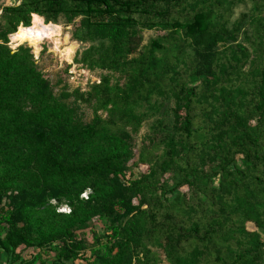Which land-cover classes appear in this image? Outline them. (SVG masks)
<instances>
[{"label": "trees", "instance_id": "trees-1", "mask_svg": "<svg viewBox=\"0 0 264 264\" xmlns=\"http://www.w3.org/2000/svg\"><path fill=\"white\" fill-rule=\"evenodd\" d=\"M238 2L21 0L2 8L4 264H264V0H251L230 25ZM33 13L63 19L72 40L92 44L73 62L99 71V82L71 91L89 120L53 91L66 87L68 65L53 83L29 47L5 44ZM152 30L158 35L143 45L142 32ZM105 218L88 243L82 229Z\"/></svg>", "mask_w": 264, "mask_h": 264}, {"label": "rangeland", "instance_id": "rangeland-1", "mask_svg": "<svg viewBox=\"0 0 264 264\" xmlns=\"http://www.w3.org/2000/svg\"><path fill=\"white\" fill-rule=\"evenodd\" d=\"M21 1V0H20ZM20 3V2H19ZM16 4V0H0V12L3 7H10ZM251 7V0H244V2H238L235 7H233L230 17H229V22L230 25L235 24L237 21H239V18L243 14H248L249 9ZM264 15V14H263ZM64 20L61 19L59 22L60 28H61V36L59 38H63L64 36L67 37V41L69 43H74L75 44V50L73 53V56L71 58V61H65L59 57V54L57 51H53L51 42L48 40H45L40 44V50L37 55H35L32 50L31 53L33 54V58L37 61L39 67L42 69L43 73L49 77L53 83H55V76L56 73H62L63 69L65 68L66 65L69 66L67 74L65 75L66 77V87H62L63 84L57 86L53 89L55 96L62 97L60 100L65 104L66 108H73L75 109V117L83 120H89L91 118V112L90 110L86 109V112L81 106H78L74 103V99L72 97L71 91L75 88H80L81 91H87L89 89V86L92 83H98V74L99 71H89L87 70L84 66L81 64H75L74 58L76 56L77 52H81L88 47H90L92 44L91 43H83L79 42L77 40H72L71 34H72V25H66ZM246 23L247 20H244ZM242 23V22H241ZM243 31V29H242ZM242 31L240 35L238 36L239 41H242L243 35ZM158 35L157 31H143L142 36H143V42L142 44L145 45L147 44L150 40L156 38ZM4 41V40H3ZM6 45L9 49H11L10 45L12 44L10 41V34L6 36ZM1 43V41H0ZM21 46V45H20ZM23 46H26L23 44ZM18 47V46H17ZM16 47V48H17ZM28 47V46H26ZM12 50V49H11ZM158 100L160 101L161 99L159 98H152V101ZM152 103V102H151ZM145 104H143V108L140 107V109L145 108ZM164 109L169 110L172 107V102H165L163 105ZM101 118H106L107 113L105 111H101L98 113ZM152 120L147 121V123H151ZM147 132V128L144 126L140 130V132L136 135L135 140H136V146L135 149L139 148L141 138L144 136V134ZM133 161V160H132ZM89 193L88 190H86L84 193H82V197H84L83 194ZM3 202H5V199H3ZM54 203V201H53ZM58 212H63V213H68L70 211V208L67 205H60L57 207ZM109 224L108 219H103L101 221H98L97 219L91 221L90 223L87 224V226L82 229L83 233L85 234V237L87 238L88 243H92V237L94 235H100L105 231L106 226ZM96 247V246H95ZM89 251L85 253L86 256H88ZM29 256V251L25 250L20 252V257L22 259L27 258ZM47 258H49L47 255H45ZM51 258H49L48 261H50ZM68 264H85L84 261L81 260H76L73 263H68Z\"/></svg>", "mask_w": 264, "mask_h": 264}, {"label": "bare ground", "instance_id": "bare-ground-1", "mask_svg": "<svg viewBox=\"0 0 264 264\" xmlns=\"http://www.w3.org/2000/svg\"><path fill=\"white\" fill-rule=\"evenodd\" d=\"M30 25L31 38L26 39L23 43L18 41L15 42L18 46L25 44L35 55H37L40 50V44H42L43 41L48 40L51 42L53 51H57L61 59L68 62L71 61L75 50V44L69 43L66 36L59 38V36H61L60 25L50 22L45 23L44 20H41L39 15H31ZM11 43H13V41H11Z\"/></svg>", "mask_w": 264, "mask_h": 264}, {"label": "clouds", "instance_id": "clouds-1", "mask_svg": "<svg viewBox=\"0 0 264 264\" xmlns=\"http://www.w3.org/2000/svg\"><path fill=\"white\" fill-rule=\"evenodd\" d=\"M20 0H16V4L18 6ZM33 16L37 15L36 13L32 14ZM41 20H43V17H41ZM31 38V25L25 26L23 21L20 22L19 25H17V30L10 34V40L13 41V43L10 45L12 51L14 52L18 44L15 42L23 43L26 39ZM86 198L87 194H83Z\"/></svg>", "mask_w": 264, "mask_h": 264}, {"label": "crops", "instance_id": "crops-1", "mask_svg": "<svg viewBox=\"0 0 264 264\" xmlns=\"http://www.w3.org/2000/svg\"><path fill=\"white\" fill-rule=\"evenodd\" d=\"M4 261H5L4 256L3 254L0 253V264H4Z\"/></svg>", "mask_w": 264, "mask_h": 264}]
</instances>
